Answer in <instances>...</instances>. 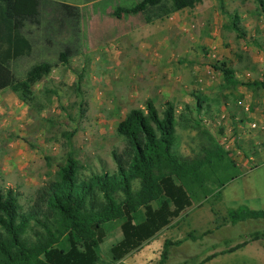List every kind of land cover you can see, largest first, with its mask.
<instances>
[{
	"label": "rangeland",
	"instance_id": "1",
	"mask_svg": "<svg viewBox=\"0 0 264 264\" xmlns=\"http://www.w3.org/2000/svg\"><path fill=\"white\" fill-rule=\"evenodd\" d=\"M53 1L73 6L95 2L83 9L84 31L81 27L80 43L66 66L58 62V54L67 40L48 43L43 24L29 29L33 53L10 72L21 80L40 62L54 68L33 85L29 104L9 87L0 88V189L12 190L26 211L69 155L79 162L83 176L114 171L111 151L125 146L118 123L130 110L143 109L146 99L161 111L171 102L170 90H186V99L195 100L192 93L205 101L203 107L209 106L208 114L204 109L193 118L216 137L235 165L226 174L229 180L217 175L225 183L219 187L213 182L216 193L194 203L169 233L153 239V250L146 247L122 262L152 260L169 240L177 245L168 248L163 264H264V236H251L264 233V220L233 226L220 220L242 206L264 211V89L252 84L264 80V16L258 1L224 0V10L238 14L243 38L226 28L228 16L217 0H203L147 27L142 15L131 21L113 15L116 7H132L139 0ZM94 10L104 15L103 21L89 19ZM221 64L234 71L236 87H224L222 74L214 69ZM177 134L179 151L191 154L196 130L178 126ZM190 232L193 238L187 237ZM120 239V232L111 228L98 248L99 264H113L110 248ZM160 259L154 264H161Z\"/></svg>",
	"mask_w": 264,
	"mask_h": 264
},
{
	"label": "trees",
	"instance_id": "2",
	"mask_svg": "<svg viewBox=\"0 0 264 264\" xmlns=\"http://www.w3.org/2000/svg\"><path fill=\"white\" fill-rule=\"evenodd\" d=\"M217 1L222 13L228 16L226 28L238 38L245 37L238 14H229L224 10V0ZM257 1L264 16V0ZM202 2L139 0L132 7H116L113 15L118 19L142 15L150 24ZM81 19L80 9L66 3L0 0V88L9 87L21 102L29 104L33 85L54 68L51 63L40 62L31 66L21 80L10 72L17 62L33 53L29 29L43 24L48 43L52 38L67 40L58 54V62L66 66L73 47L80 43ZM214 69L222 74L224 87L239 84L228 66L221 64ZM252 84L264 89V80ZM192 96L199 116L205 101L201 96ZM143 107L130 110L116 127L125 146L122 151H111L114 171L83 176L81 165L69 155L58 167L56 179L38 190L26 211L12 190L4 193L0 189V264H98V248L114 227L121 239L110 248L111 259L114 264H124L123 258L170 227L194 203L216 193L212 186L215 180L219 187L225 183L221 178L229 180L226 174L235 164L199 120L189 117L183 121L172 102H166L159 111L151 99H146ZM187 111L191 114L189 108ZM178 126L196 130L197 144L189 155L179 151ZM220 220L232 226L247 220H264V211L242 206L229 210ZM251 236L256 240L264 233L255 232ZM187 237L193 238V232ZM244 244L229 249L228 253ZM173 245L177 243L164 242L161 264ZM211 259L212 256L207 257L202 263Z\"/></svg>",
	"mask_w": 264,
	"mask_h": 264
},
{
	"label": "crops",
	"instance_id": "3",
	"mask_svg": "<svg viewBox=\"0 0 264 264\" xmlns=\"http://www.w3.org/2000/svg\"><path fill=\"white\" fill-rule=\"evenodd\" d=\"M93 2H95V1H93ZM93 2H91V3H85L83 6H77L79 9H80V12H81V16H82V19H81V27H82V32L84 31V24H83V20H84V11H83V9L85 8V7H87L88 5H90V4H92ZM73 6V5H72ZM90 10V9H89ZM186 10V9H185ZM183 11V10H182ZM179 12H181V11H179ZM178 12H176V13H174V14H177ZM87 15V14H86ZM88 16H89V19L90 20H97V22H100V21H103V17H104V15H102L101 13H100V11H93V13L92 12H88ZM138 17V15H135V16H128V21H131V19L133 18V19H135V18H137ZM87 18V17H86ZM159 21H161V20H159ZM140 22H142L141 20H140ZM156 21H154V22H152V23H150V24H147L145 21L143 22V25L144 26H151L153 23H155ZM141 62L143 63V64H146L147 63V61L145 60V59H143V60H141ZM168 93H170V96L172 97L171 98V102L174 104V106H175V108H176V112H177V116H178V114L179 115H182V118H183V121H186L189 117H193L197 112V110H196V100H192V99H186V98H188L187 96H186V90H180V89H177L176 91H175V93L173 92V91H169ZM190 96H192V93L190 94ZM192 98H194V97H192ZM172 99H175V100H172ZM168 101V100H167ZM194 101V102H193ZM183 102V103H182ZM189 108V110H191V114L187 111V109ZM204 109H209V107H208V105H205L204 106ZM180 144V143H179ZM178 144V145H179ZM180 153L181 154H183V155H189V154H185V152H181L180 151ZM189 210V209H188ZM175 221H177V219L175 220ZM173 223H175L174 221L172 222V224L170 225V227H168V228H166V229H164V230H162L161 232H163V231H165V232H167V233H169V231H170V228L172 227V225H173ZM161 232H159L156 236H154L151 240H149L148 242H146L144 245H142L137 251H134V252H132V253H137V252H139V251H141L142 249H144V248H146L147 247V250L149 251L150 249L151 250H153V248L150 246V244H152L151 242L153 241V239H155ZM165 242V241H164ZM164 244V243H163ZM162 250H163V246H162ZM162 250H161V252H162ZM157 252V254H158V257L157 256H155L154 255V257H153V259L152 260H144L143 261V263L142 264H154V262L156 261V259H158L159 260V257H160V254H161V252H158V251H156ZM132 253H130L129 255H131ZM129 255H127V256H129ZM126 256V257H127ZM124 259V258H123ZM122 259V260H123ZM192 260H194L193 258H191V260H190V263L192 262ZM98 264H99V262H98ZM114 264V263H113Z\"/></svg>",
	"mask_w": 264,
	"mask_h": 264
}]
</instances>
